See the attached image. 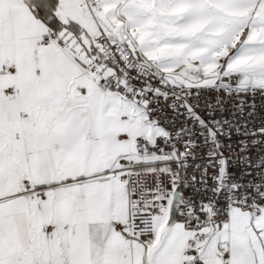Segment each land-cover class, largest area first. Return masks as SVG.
I'll return each mask as SVG.
<instances>
[{"label": "snow or ice", "instance_id": "obj_1", "mask_svg": "<svg viewBox=\"0 0 264 264\" xmlns=\"http://www.w3.org/2000/svg\"><path fill=\"white\" fill-rule=\"evenodd\" d=\"M257 94L264 0H0V264H264Z\"/></svg>", "mask_w": 264, "mask_h": 264}, {"label": "built area", "instance_id": "obj_2", "mask_svg": "<svg viewBox=\"0 0 264 264\" xmlns=\"http://www.w3.org/2000/svg\"><path fill=\"white\" fill-rule=\"evenodd\" d=\"M239 99V98H237ZM252 100L251 98H248V103H251ZM255 104H256V112H257V116H261L264 115V99H262L259 94H257L256 98H255ZM162 116L164 115L163 113L161 114Z\"/></svg>", "mask_w": 264, "mask_h": 264}]
</instances>
